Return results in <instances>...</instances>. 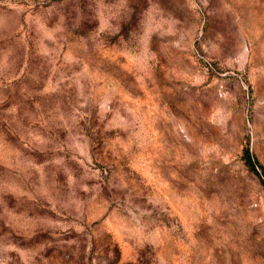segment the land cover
I'll return each mask as SVG.
<instances>
[{
    "label": "rangeland",
    "instance_id": "obj_1",
    "mask_svg": "<svg viewBox=\"0 0 264 264\" xmlns=\"http://www.w3.org/2000/svg\"><path fill=\"white\" fill-rule=\"evenodd\" d=\"M0 264H264V0H0Z\"/></svg>",
    "mask_w": 264,
    "mask_h": 264
}]
</instances>
